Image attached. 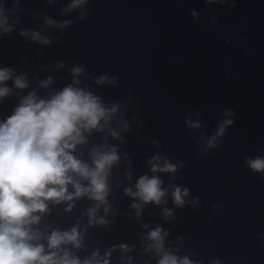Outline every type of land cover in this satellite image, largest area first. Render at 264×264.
<instances>
[{"label":"clouds","instance_id":"clouds-1","mask_svg":"<svg viewBox=\"0 0 264 264\" xmlns=\"http://www.w3.org/2000/svg\"><path fill=\"white\" fill-rule=\"evenodd\" d=\"M88 0H72L67 11L86 6ZM229 0H206L208 4L228 3ZM235 7V3L229 4ZM15 9V5H14ZM192 17L197 13L193 11ZM82 18V17H81ZM16 21L9 25V16L3 3H0V31L11 33ZM48 25L57 22L46 19ZM71 21H65L60 27H66ZM22 36L31 35L33 41L47 45L50 38L41 36L36 31H24ZM83 72L81 67L72 69L73 84L80 81L76 77ZM116 77L109 81L107 75L100 76L95 82L103 85L105 82L116 83ZM13 80L16 89H26L28 82L24 75L16 76L10 67L0 68V99L10 95L11 89L6 82ZM52 83L51 78L42 81L41 87L47 88ZM69 84L49 97L39 98L35 91L29 92L20 100L18 106L6 119L0 121V264H109L111 251L101 257L99 251L83 261L73 255L67 245L79 249L82 246L83 235L74 226L70 231L53 230L45 236L38 225L41 216L49 211V202L60 204L67 202L66 211H71L73 202L81 197L96 201L88 209L89 225L93 223H107L103 218L96 219L101 206L107 213L110 209L107 197L109 195L108 179L111 169L118 165L119 156L115 146L107 144L100 148L93 147L89 153L91 165L73 153L77 145L86 143L85 133L93 130L104 132L105 127L117 112L114 104L106 107L101 98L84 88ZM226 116L234 112H225ZM190 123L191 127L198 128V123ZM233 120H223L215 135L207 140L208 147L217 146V137L223 136ZM127 129L128 125L125 124ZM110 134L119 139V133L108 129ZM152 176L142 175L136 182V191L126 188V195L139 198L141 203L132 204L139 217L144 204L166 203L164 197L167 189H163L162 179L156 173H175L177 165L159 154L149 161ZM248 167L253 172L264 174V157L257 156L247 160ZM131 179V175L128 174ZM264 178V175H262ZM87 182L86 184L84 182ZM71 185L73 191H69ZM172 198L177 207H183L189 190L179 186H172ZM165 217L171 216L168 209H164ZM145 228L148 225H144ZM168 235L157 226L147 234L146 239L151 241L148 250H155L160 256L158 264H198L187 256L178 257L165 250L164 238ZM46 239L47 245L40 241ZM122 252L129 249L126 245H119ZM114 250V249H113ZM214 264H220L214 261Z\"/></svg>","mask_w":264,"mask_h":264}]
</instances>
